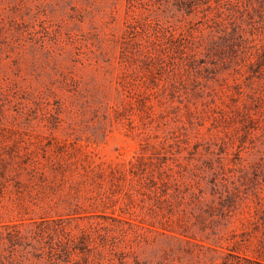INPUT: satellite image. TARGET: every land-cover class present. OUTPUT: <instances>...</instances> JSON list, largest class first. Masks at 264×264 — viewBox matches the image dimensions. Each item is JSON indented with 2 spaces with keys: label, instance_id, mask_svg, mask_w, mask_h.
Segmentation results:
<instances>
[{
  "label": "rangeland",
  "instance_id": "1",
  "mask_svg": "<svg viewBox=\"0 0 264 264\" xmlns=\"http://www.w3.org/2000/svg\"><path fill=\"white\" fill-rule=\"evenodd\" d=\"M260 217L264 0H0V263L264 264Z\"/></svg>",
  "mask_w": 264,
  "mask_h": 264
},
{
  "label": "trees",
  "instance_id": "2",
  "mask_svg": "<svg viewBox=\"0 0 264 264\" xmlns=\"http://www.w3.org/2000/svg\"><path fill=\"white\" fill-rule=\"evenodd\" d=\"M129 5L132 6L133 5V0H129ZM210 183H211V189L213 190L214 193H218L220 196L223 195V193L226 192V195L225 197L229 200H233L234 199V194L233 192H231L228 187L226 185H221L218 181V175L217 173L213 170L212 173H211V179H210ZM235 190H236V194H238L240 196V193L241 196H244L246 197L247 193L245 190H242L236 185L235 186ZM262 219V217H260ZM264 220V219H262ZM49 248L51 249V251H53L54 247L52 244H50ZM2 264V263H0Z\"/></svg>",
  "mask_w": 264,
  "mask_h": 264
}]
</instances>
